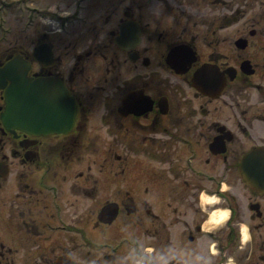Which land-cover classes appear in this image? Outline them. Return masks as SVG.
Returning <instances> with one entry per match:
<instances>
[{
  "label": "flooded vegetation",
  "instance_id": "obj_1",
  "mask_svg": "<svg viewBox=\"0 0 264 264\" xmlns=\"http://www.w3.org/2000/svg\"><path fill=\"white\" fill-rule=\"evenodd\" d=\"M14 1L0 0V264H204V193L230 213L209 239L245 220L259 233L240 263L264 264V194L240 172L264 147L263 1ZM13 62L62 83L67 132L3 118Z\"/></svg>",
  "mask_w": 264,
  "mask_h": 264
},
{
  "label": "water",
  "instance_id": "obj_2",
  "mask_svg": "<svg viewBox=\"0 0 264 264\" xmlns=\"http://www.w3.org/2000/svg\"><path fill=\"white\" fill-rule=\"evenodd\" d=\"M41 85L39 82L29 83L23 77L13 80L6 92L8 117L18 128L23 129L28 125L34 127L32 121L43 116H55L54 126L38 127V130L45 132L68 130L74 118V103L58 83L50 90L48 87L42 88ZM251 154L244 162L245 166H242L243 177L252 188L258 189L264 187V150H256ZM247 170L253 171V174H245Z\"/></svg>",
  "mask_w": 264,
  "mask_h": 264
},
{
  "label": "rangeland",
  "instance_id": "obj_3",
  "mask_svg": "<svg viewBox=\"0 0 264 264\" xmlns=\"http://www.w3.org/2000/svg\"><path fill=\"white\" fill-rule=\"evenodd\" d=\"M260 1H263L262 3H264V0H260ZM11 2H12L11 0L8 1L9 4H10ZM262 3H261V6L257 4V9H258L259 12H261V11L264 12V7H262ZM11 6H12V5H11ZM12 7H13V6H12ZM8 17H9V16H8ZM13 24H14V25H20V23H16V24H15L14 21H13ZM16 32H17V31H16ZM20 36H22V34H20ZM94 148H97V150L94 149V151H93V154H96V153H102V152H104V150L107 149V146L104 145V144H102V146H95ZM118 152H119V151H118ZM131 160H132V161L130 162V164H132V165L134 164L135 166H138V164H137V162L135 161V159H131ZM139 160H140V161H143L141 158H139ZM144 163H145V162H144ZM244 212H246V210H244ZM243 223H244L245 225L247 224L248 227H250V230H251L252 226H250V225L248 224L247 221L244 220ZM234 229H236L235 226H234ZM251 233H252V237H253V239H254V236H257L258 233H259V231H255V230L252 228ZM176 238H177L176 240L179 241V237L177 236ZM176 240H175V241H176ZM177 246H178L177 249H179L180 246H181V243L178 242ZM177 251H178V250H177ZM177 251H176V252H177ZM230 253H234L233 255H234L238 260L241 259V256H242L241 254H243V253H241V252H235L234 249H233L232 247H231Z\"/></svg>",
  "mask_w": 264,
  "mask_h": 264
},
{
  "label": "clouds",
  "instance_id": "obj_4",
  "mask_svg": "<svg viewBox=\"0 0 264 264\" xmlns=\"http://www.w3.org/2000/svg\"><path fill=\"white\" fill-rule=\"evenodd\" d=\"M202 195H205V194H202ZM208 200H209L210 202H219L218 198L215 197V196L208 197ZM229 215H230V213H229L228 211L225 210V211L222 213V215H221V219H225V218H227ZM248 232H249V230H248L247 226H243V227L241 228V239H242V243H243V242H247V241L250 239V236L248 235ZM229 264H234V262H231V261H230Z\"/></svg>",
  "mask_w": 264,
  "mask_h": 264
},
{
  "label": "bare ground",
  "instance_id": "obj_5",
  "mask_svg": "<svg viewBox=\"0 0 264 264\" xmlns=\"http://www.w3.org/2000/svg\"><path fill=\"white\" fill-rule=\"evenodd\" d=\"M223 219H221V215H218L217 213H215L212 216V219L210 220V223H215V222H222Z\"/></svg>",
  "mask_w": 264,
  "mask_h": 264
}]
</instances>
